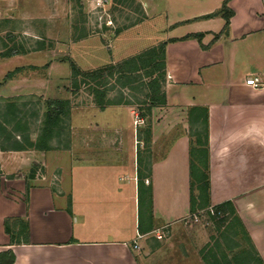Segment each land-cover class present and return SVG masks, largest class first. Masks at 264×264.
<instances>
[{
  "label": "crops",
  "instance_id": "0c3cea01",
  "mask_svg": "<svg viewBox=\"0 0 264 264\" xmlns=\"http://www.w3.org/2000/svg\"><path fill=\"white\" fill-rule=\"evenodd\" d=\"M223 1L137 0L133 34L159 24L143 51L166 43L165 104L151 111L147 149L135 133L144 121L113 105L74 108L77 129L49 151L0 152V254L12 264H202L188 250L178 260L176 242L199 213L229 204L264 264V0H231L226 35L221 18H203ZM191 35L201 40H180ZM192 108L206 109L208 128V205L193 216Z\"/></svg>",
  "mask_w": 264,
  "mask_h": 264
},
{
  "label": "rangeland",
  "instance_id": "374dc122",
  "mask_svg": "<svg viewBox=\"0 0 264 264\" xmlns=\"http://www.w3.org/2000/svg\"><path fill=\"white\" fill-rule=\"evenodd\" d=\"M106 3L104 7H98L94 0H80L79 3L76 0H0L2 127L9 122L5 127L10 129L18 120L20 124L27 126L26 131L30 139L35 140L41 133L48 105L62 101L66 103L64 110L68 115L60 116L56 126L61 138L72 134L74 124L71 114L74 108L98 107L89 85L72 89L68 60H72L81 70H94L112 61L119 62L132 57L138 51H143L156 37L152 34L159 25L157 21H151L143 26L142 34L140 30L133 34L131 30L144 20L142 14L136 10L139 5L137 0H106ZM136 22L137 24H134ZM83 29L88 34L86 39L74 41L73 37ZM118 29L131 32L114 43V33ZM16 49L23 50L24 54L10 58L2 57L3 54ZM14 68L23 70L12 79L4 80L6 73ZM107 87L111 88L107 92V98L111 102L120 100V105L128 108V115L134 110V116H129V119L131 123L133 117L136 121L138 106H143L133 104V97H138L141 102L144 93L135 94L121 88L114 81L105 88ZM125 100L130 101L132 105L125 104ZM10 105L13 108H10ZM133 105L135 107L130 108ZM142 127V124L135 126L136 136H143L145 128ZM2 142L3 136H0V144ZM202 171L199 166L194 174V182H198ZM205 213L208 219L206 215L201 214L199 221L182 229L189 237L184 236L176 242L180 254L177 259H184L187 255V260L191 261L197 254L202 264H245L242 261L244 257L239 254L243 251L251 253V250L245 240L231 235L233 228L230 230L229 227L232 218L230 214L224 215L226 217L223 218H213L207 211ZM205 219L208 223L202 224L200 221ZM186 250L188 254L185 255ZM248 256L253 257L252 254L246 255L247 258ZM250 261L248 264H255L253 259Z\"/></svg>",
  "mask_w": 264,
  "mask_h": 264
},
{
  "label": "trees",
  "instance_id": "16d2710c",
  "mask_svg": "<svg viewBox=\"0 0 264 264\" xmlns=\"http://www.w3.org/2000/svg\"><path fill=\"white\" fill-rule=\"evenodd\" d=\"M80 0H76L79 3ZM231 0H224L218 11L203 17L204 19H209L213 17H219L224 21V26L220 34L226 35L229 30L230 20L233 17V12L229 9L228 4ZM138 13L142 14L144 18V13L142 7L139 4L136 9ZM139 22V21H138ZM134 24H137L134 23ZM121 32L119 29L115 31V34ZM88 34L85 29L80 31L78 35L73 37L74 41H79L86 38ZM195 39L198 42L201 40V35H191L186 36L180 40ZM176 40H170L173 42ZM165 47L166 43L160 44L156 47L143 51L142 53L124 60L118 64H110L103 67L96 68L94 70H81L72 60H68L70 68V84L73 90L78 89L81 85H89L91 92L96 97V104L99 109H104L106 106L120 105L122 104L120 100L117 102H111L107 98V92L111 90L110 87L105 88L108 84L110 86L111 82H115L121 88H126L135 94H143V100H139L138 97L134 98L133 104L142 105L138 106V118L144 121L145 129L143 131V146L148 148L150 141V115L151 111L155 107H159L165 104V96L162 91L164 84V57H165ZM24 52L16 50H11L2 55L3 58H10L16 55H23ZM23 68H14L12 71L6 73L4 80H10L13 76L21 72ZM3 80V82H5ZM104 90H103V89ZM124 102V101H123ZM125 104L132 105L130 101L125 100ZM65 102L57 101L56 103H51L47 107L45 113L43 126L40 135L32 140L29 137V133L26 131L27 126L20 124L17 120L16 125L12 124V127L8 129L4 126L0 129V136H3V142L0 144L1 152H22V151H37L46 152L51 149L50 141L58 140L60 138V132L56 130V126L60 120V116L68 115L65 111ZM10 108H13L10 105ZM9 111L6 113V116ZM15 121V118H13ZM188 123H189V157H190V213L192 216L198 214L199 211L207 209V193H208V172H207V160H208V150H207V111L203 108H192L188 112ZM140 137V135L138 136ZM202 167V172L199 175L198 182H194V174L198 167ZM216 211L222 212L224 215L230 214L231 221L229 227L231 230V235L233 237H240L249 244L251 253H246V251L241 252L239 255L245 264H248L251 259L255 264H263L262 260L259 258L258 254L254 250V247L247 237L244 228L242 227L234 209L229 205L225 204L222 207H213ZM226 217V216H224ZM223 218V217H222ZM25 226L21 225V230H24ZM4 230L10 235V241L15 244H19V238L11 236L9 229V221L4 222ZM19 237V236H18ZM24 241V238L22 239ZM252 254L253 257L246 255ZM14 257L12 252L7 251L0 254V264H12ZM241 261V262H242ZM251 262V261H250ZM253 263V262H251Z\"/></svg>",
  "mask_w": 264,
  "mask_h": 264
},
{
  "label": "built area",
  "instance_id": "2783aa9c",
  "mask_svg": "<svg viewBox=\"0 0 264 264\" xmlns=\"http://www.w3.org/2000/svg\"><path fill=\"white\" fill-rule=\"evenodd\" d=\"M94 2L96 3V5H97L98 7H100V6H101V7H104V5L107 4V3H106V0H94ZM252 86H253L254 88H258V87H259V81H258V79H254V81H253V83H252ZM136 118H137V117H136ZM206 211H207V212L210 214V216L213 217V218H221V217H224V214H223L222 212H218V211H216V210H215L214 208H212V207L208 208ZM206 211H205V212H206ZM205 212H203V213H199V215H197V216L194 217L193 221H194V222L199 221L198 218L200 217L201 214L206 215L205 217L208 218L207 213H205Z\"/></svg>",
  "mask_w": 264,
  "mask_h": 264
}]
</instances>
